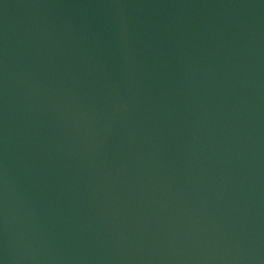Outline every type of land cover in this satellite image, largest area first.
<instances>
[{"label": "water", "instance_id": "obj_1", "mask_svg": "<svg viewBox=\"0 0 264 264\" xmlns=\"http://www.w3.org/2000/svg\"><path fill=\"white\" fill-rule=\"evenodd\" d=\"M0 264H264V0H0Z\"/></svg>", "mask_w": 264, "mask_h": 264}]
</instances>
